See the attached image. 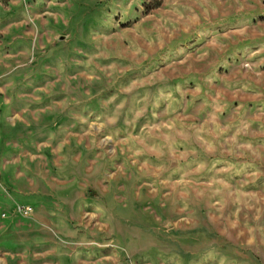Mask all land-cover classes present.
Returning a JSON list of instances; mask_svg holds the SVG:
<instances>
[{"label":"rangeland","instance_id":"rangeland-1","mask_svg":"<svg viewBox=\"0 0 264 264\" xmlns=\"http://www.w3.org/2000/svg\"><path fill=\"white\" fill-rule=\"evenodd\" d=\"M0 264H264V0H0Z\"/></svg>","mask_w":264,"mask_h":264}]
</instances>
